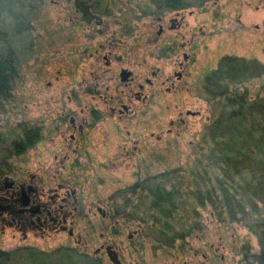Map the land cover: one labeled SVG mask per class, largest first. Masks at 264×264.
Instances as JSON below:
<instances>
[{"label":"rangeland","instance_id":"1","mask_svg":"<svg viewBox=\"0 0 264 264\" xmlns=\"http://www.w3.org/2000/svg\"><path fill=\"white\" fill-rule=\"evenodd\" d=\"M199 2L192 0L191 20L194 25L206 26V37L202 41L199 38L192 51L185 84L171 92L165 89L169 84L161 85L157 97L142 106L143 115L133 121L116 124L109 118L88 130L80 161L66 164L63 173L64 181L77 189L83 204L114 205L135 218L121 236L106 235L107 240L114 239L118 244L125 264H175L183 260L200 264L204 255L207 264H248L260 248L257 236L246 224L263 216L264 147L242 145L238 156L229 161L209 154L210 124L217 114L204 80L225 56L264 66V0H207L206 8ZM56 10L49 0L35 8H30L28 0H0V53L11 48L19 71L11 98L0 108V154L19 137L24 124L49 125L52 116L46 113L45 102L51 92L56 93L63 85L66 92L73 78L87 76L84 64L73 76L69 50L56 40ZM29 18L38 30L42 31L43 23L44 31H52L46 35L45 50L35 62L28 49ZM153 61L149 59L148 63L165 73L174 70L168 60ZM136 63L135 70L144 68ZM247 73L242 86L249 95L263 93L264 73ZM48 81L51 86H47ZM50 155V147L43 142L9 158V162L12 170L38 171L54 165ZM172 169H177L173 183L179 191L172 198L157 196L158 189L163 193L172 189L170 181L159 176ZM223 187L230 193L227 201L223 200ZM210 188L217 191V209H223L220 218L205 201ZM138 219L143 220L139 227L143 236L136 237L137 248L133 249L127 236L137 229ZM94 221L98 229L87 249L90 254L103 240L99 217ZM61 242H67L65 235L24 239L15 230H0V248L12 252L6 264H89L78 254L52 252Z\"/></svg>","mask_w":264,"mask_h":264},{"label":"flooded vegetation","instance_id":"2","mask_svg":"<svg viewBox=\"0 0 264 264\" xmlns=\"http://www.w3.org/2000/svg\"><path fill=\"white\" fill-rule=\"evenodd\" d=\"M206 1L200 0L201 8H206ZM28 2L30 8H35L44 6L45 0ZM49 3L58 8L54 16L56 40L69 50L68 65L73 76L78 75L83 64L88 72L86 77L73 78L66 92L65 85L56 93L51 92L45 102L46 113L52 116L49 125L24 124L19 137L2 150L0 230H15L24 239L65 235L67 242H61L52 252L78 254L89 264L116 261L125 264L118 244L114 239L107 240L106 235L121 236L135 218L114 205L83 204L77 189L64 181L66 164L80 161L88 130L100 122L109 118L116 124L133 121L143 115L142 106L157 97L161 85L169 84L165 87L168 92L181 88L192 51L197 48L199 38L202 41L206 37V26L192 23V0H49ZM31 20L28 19V49L30 59L35 62L45 50L46 35L52 31L48 32V28L44 31L43 23L42 31L38 30ZM137 56L143 58L139 60ZM149 59L153 63L168 60L174 70L165 73L148 63ZM135 61L144 68L135 70ZM51 85L48 81L47 86ZM22 141L25 147L17 149L16 145ZM43 142L50 147L54 165L38 171L12 170L9 158ZM97 216L103 240L93 246L90 254L87 249L98 229L94 221ZM81 222H85L83 227ZM136 224L137 229L127 236L133 249L137 248L136 237L143 236V229L139 228L143 220L138 219ZM203 258L200 264H207L208 257ZM175 264L197 263L183 260Z\"/></svg>","mask_w":264,"mask_h":264},{"label":"trees","instance_id":"3","mask_svg":"<svg viewBox=\"0 0 264 264\" xmlns=\"http://www.w3.org/2000/svg\"><path fill=\"white\" fill-rule=\"evenodd\" d=\"M0 39H3L0 36ZM16 55L11 48L5 53H0V108L4 101L11 98V91L19 71L16 62ZM255 71L256 75L264 73V66L257 61H246L235 56H225L220 59L217 67L208 73L204 80V88L209 94L210 100L214 101L216 117L210 124L212 133L211 142H208L210 155H216L221 160H232L244 147H264V91L257 92L255 97L249 95L248 89L242 86L244 75L247 72ZM248 74V73H247ZM24 131V130H22ZM24 145V146H23ZM25 142L18 143L16 148L23 146ZM242 145H245L242 147ZM19 146V147H18ZM197 163H194L196 169ZM177 169L161 173L159 176L170 181L171 190L158 189L157 196L172 198V194L179 191L173 179L177 178ZM179 183V182H178ZM136 187V186H135ZM133 187V188H135ZM223 200L227 201L230 193L227 187H223ZM205 201L211 203L213 210L220 218L223 209H217L220 201L216 189H207ZM213 195L215 198L213 199ZM173 214L169 211L168 214ZM233 219L235 213H233ZM249 230L257 236L259 251L254 254L248 264H264V207L263 216L246 224ZM10 254L0 250V264H6Z\"/></svg>","mask_w":264,"mask_h":264},{"label":"water","instance_id":"4","mask_svg":"<svg viewBox=\"0 0 264 264\" xmlns=\"http://www.w3.org/2000/svg\"><path fill=\"white\" fill-rule=\"evenodd\" d=\"M186 114L195 115V113L194 112H191V111H187ZM111 259L115 263V259H113V258H111ZM115 264H118L117 261H116Z\"/></svg>","mask_w":264,"mask_h":264}]
</instances>
